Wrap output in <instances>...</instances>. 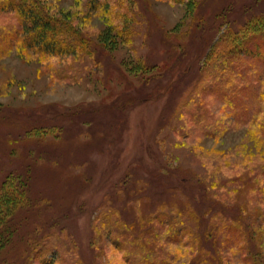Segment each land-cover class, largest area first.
<instances>
[{
    "label": "rangeland",
    "instance_id": "1",
    "mask_svg": "<svg viewBox=\"0 0 264 264\" xmlns=\"http://www.w3.org/2000/svg\"><path fill=\"white\" fill-rule=\"evenodd\" d=\"M8 1L0 0V178L24 175L29 201L2 264H137L144 255L248 264L247 248L264 251V66L247 57L242 96L227 102L204 65L210 43L264 12V0H36L86 45L58 54L25 43ZM168 205L198 246L148 221ZM220 210L232 221L208 232ZM117 218L140 233L135 259L107 232Z\"/></svg>",
    "mask_w": 264,
    "mask_h": 264
},
{
    "label": "trees",
    "instance_id": "2",
    "mask_svg": "<svg viewBox=\"0 0 264 264\" xmlns=\"http://www.w3.org/2000/svg\"><path fill=\"white\" fill-rule=\"evenodd\" d=\"M8 3L18 12L20 26L24 29V41L27 45L38 47L44 52L53 54L68 53L71 50L75 51L77 47L86 46L70 25L52 20L46 14L40 13L36 0H9ZM233 6L234 3H230L225 13L235 10L236 6ZM232 24L235 28L228 25L225 32L215 42L210 43L204 59V65L208 66L207 68L211 71L210 74L213 77L211 83L214 89L219 90L227 102L229 98L231 99L230 96H239L243 93L242 87L248 81L242 72L245 63L248 61L247 57H252L253 60L264 66V12L246 15L241 23ZM189 69H191V66ZM260 90L259 104L263 105L260 130L264 133V75L260 78ZM229 106H231V103ZM13 176V173H9L0 178V264L5 262V259L2 258L6 248L5 245L11 240V234L16 229L14 218L18 211L22 209L21 207L27 205L29 201L27 178L22 174H17L16 178ZM219 214L215 223L209 225L208 232L209 230L218 229L223 220L232 221L227 211L220 210ZM181 216L180 210L177 211L174 207L168 205L166 208L154 212L148 221L154 222L157 220L162 227L166 226L165 231L168 233L169 238L174 241L181 240V243L189 242L192 247L194 245L198 246L195 238L189 236L190 232ZM234 217H239V213L237 212ZM115 221V224L112 223L106 226L108 227L107 232L118 233L117 236L120 238L116 237L115 241L118 242V245L121 244L120 247L123 249L124 255L127 259H131V255L134 254L133 259H135L139 252H136L137 249L134 247H141L138 242L140 233L133 238L134 223L131 222L127 225L122 220ZM153 229L152 226L148 228L151 232ZM148 230H145V232L149 233ZM251 232L253 234V230ZM126 236H128V239H126ZM259 238L258 242L263 240L262 236ZM48 243V241H44L38 246L41 247L38 254L40 258L41 255H46L45 248ZM125 245H127V248ZM129 248L131 249L130 252L127 251ZM152 253L154 252L151 251L149 254ZM246 253L248 257L245 256V259H248V264H264L263 249L257 248L256 250L249 247ZM139 257L141 259L137 264H156V262L152 263L149 255ZM205 263H209V260Z\"/></svg>",
    "mask_w": 264,
    "mask_h": 264
}]
</instances>
